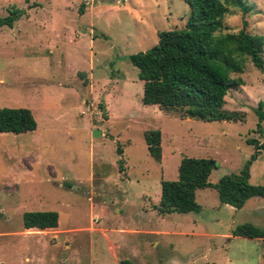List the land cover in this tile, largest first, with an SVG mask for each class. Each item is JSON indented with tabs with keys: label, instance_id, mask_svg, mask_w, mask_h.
I'll return each instance as SVG.
<instances>
[{
	"label": "rangeland",
	"instance_id": "1",
	"mask_svg": "<svg viewBox=\"0 0 264 264\" xmlns=\"http://www.w3.org/2000/svg\"><path fill=\"white\" fill-rule=\"evenodd\" d=\"M245 2L222 33L264 37V0ZM12 13L13 28H0V108L29 109L37 128L0 134V233H17L0 235V264H264V240L232 236L242 224L264 229V199L236 210L204 189L198 213L154 210L183 157L213 159L215 184L242 169L248 139L264 142V72L246 60L232 75L243 86L224 109L240 122L187 119L144 106L130 62L158 32L185 26L183 0H0V17ZM150 130L161 132L160 162L147 153ZM249 182L264 186V154ZM45 211L58 213L56 228L24 231V213Z\"/></svg>",
	"mask_w": 264,
	"mask_h": 264
},
{
	"label": "trees",
	"instance_id": "2",
	"mask_svg": "<svg viewBox=\"0 0 264 264\" xmlns=\"http://www.w3.org/2000/svg\"><path fill=\"white\" fill-rule=\"evenodd\" d=\"M190 10L185 26L180 30L157 33V43L150 49L130 56L143 83L141 103L156 106L161 111H175L187 119L213 121H241L239 112L224 109L225 96L230 90L243 86L240 78L246 60L264 72V37L251 35L245 30L222 33L223 20L230 8L245 14L249 8L245 0H183ZM21 17L12 13L0 17V28H13ZM103 109V107H100ZM264 104L255 109L257 131L264 121ZM36 121L29 109L0 108V134H26L36 130ZM148 155L160 162L162 159L161 132L150 130L143 134ZM253 154L238 173L222 176L215 184L209 182L215 161L207 158L183 157L177 167L174 181L162 180L161 195L154 210L160 215L172 213H198L196 202L200 190L216 191L221 204L236 210L243 208L252 198L264 199V186L250 184V167L262 154L264 142L248 139ZM122 154V149L117 148ZM55 211L26 212L22 215L25 230L45 231L58 226ZM233 237L264 240V229L252 224H242L232 231Z\"/></svg>",
	"mask_w": 264,
	"mask_h": 264
},
{
	"label": "crops",
	"instance_id": "3",
	"mask_svg": "<svg viewBox=\"0 0 264 264\" xmlns=\"http://www.w3.org/2000/svg\"><path fill=\"white\" fill-rule=\"evenodd\" d=\"M0 211H2V212H6L4 207H1V208H0ZM22 228H23V227H22ZM23 229H24V228H23ZM29 230H30V229H29ZM24 231H26V232H30V231L25 230V229H24ZM31 232H40V231H31ZM150 233H153V232H150ZM13 234H17V233H0V235H3V236H12ZM159 234H161V232H160ZM1 245H3V244H1Z\"/></svg>",
	"mask_w": 264,
	"mask_h": 264
}]
</instances>
